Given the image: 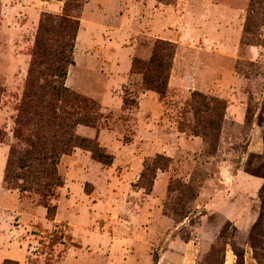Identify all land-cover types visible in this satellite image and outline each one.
I'll list each match as a JSON object with an SVG mask.
<instances>
[{
    "label": "rangeland",
    "instance_id": "obj_1",
    "mask_svg": "<svg viewBox=\"0 0 264 264\" xmlns=\"http://www.w3.org/2000/svg\"><path fill=\"white\" fill-rule=\"evenodd\" d=\"M44 1L52 0H0V259L264 264V0H110V9L109 0H80L81 9L66 8L83 28L65 85L101 113L75 134L112 162L80 148L63 155L51 217L38 196L3 183L10 148H24L13 130L39 20L62 15L66 3L53 0L61 10L52 13ZM96 2L108 15L93 11ZM158 40L175 48L163 96L131 68ZM206 119L219 126L204 138ZM157 157L147 188L149 175L140 178Z\"/></svg>",
    "mask_w": 264,
    "mask_h": 264
},
{
    "label": "trees",
    "instance_id": "obj_2",
    "mask_svg": "<svg viewBox=\"0 0 264 264\" xmlns=\"http://www.w3.org/2000/svg\"><path fill=\"white\" fill-rule=\"evenodd\" d=\"M79 1L66 0L62 15L44 13L39 20L13 130L15 141L24 148H10L3 174L7 189L38 196L47 208L48 217L53 216L54 211L48 209L47 200L62 186L57 165L63 155L80 148L103 165L112 162L111 156L105 154L96 141L75 134L76 126L94 127L101 117L99 106L93 100L65 85L67 70L74 64L72 56L80 25L79 17L68 15L66 8L81 9L85 0L83 4ZM174 52L172 43L158 40L148 61L133 60L132 71L142 76L146 90L159 96L165 94ZM194 116L198 118V111H194ZM199 124H202L204 138L209 135L207 130L214 131L219 126L213 127V119ZM159 159L157 157L151 167L146 166L141 175L140 180L145 179L146 173L149 175L147 188L152 186ZM2 264L18 263L5 259Z\"/></svg>",
    "mask_w": 264,
    "mask_h": 264
},
{
    "label": "crops",
    "instance_id": "obj_3",
    "mask_svg": "<svg viewBox=\"0 0 264 264\" xmlns=\"http://www.w3.org/2000/svg\"><path fill=\"white\" fill-rule=\"evenodd\" d=\"M20 1H22V0H20ZM23 1H26V2H29V1H31V0H23ZM93 1L94 0H90V2H89V4H88V7L89 6H91L92 5V3H93ZM104 1V3H106L107 2V0H102L101 2H103ZM111 1H113V0H111ZM98 2V1H97ZM97 2H96V9H94L93 11L97 14V11H99V10H102L104 13H106L107 15H108V13H107V10H105V7H104V9H98L97 8ZM43 3V5H42V8L44 9V11L43 12H52V13H58L60 10H61V4H60V2H56V3H58V4H55L54 2H53V0L51 1V2H48V1H44V2H42ZM44 6V7H43ZM119 8H121V7H119ZM106 9H110V0H109V4H107V8ZM109 11V10H108ZM109 13H110V11H109ZM184 17H185V15L184 16H182V17H180L179 18V21H177V22H179L178 24H183L184 23V21H185V19H184ZM183 22V23H182ZM83 28V21L81 20V23H80V29L78 30V34H77V40L79 39V35L81 34V29ZM183 30H185V29H183ZM122 35V34H121ZM76 40V41H77ZM170 40V39H169ZM76 44H77V42H76ZM6 257V259H9V258H13L12 256H5ZM9 257V258H8ZM3 260V258H1L0 259V262Z\"/></svg>",
    "mask_w": 264,
    "mask_h": 264
}]
</instances>
